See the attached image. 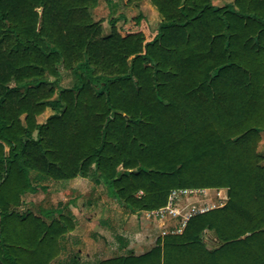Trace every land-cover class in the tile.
I'll return each instance as SVG.
<instances>
[{
	"label": "trees",
	"instance_id": "1",
	"mask_svg": "<svg viewBox=\"0 0 264 264\" xmlns=\"http://www.w3.org/2000/svg\"><path fill=\"white\" fill-rule=\"evenodd\" d=\"M100 1L0 0V264L62 254L71 216L32 212L23 197L77 178L130 214L173 190L228 195L181 235L157 230L147 253L98 264H264V0H125L156 10L150 41L122 35L117 19L105 33ZM61 70L76 88H60ZM50 104L59 111L38 124Z\"/></svg>",
	"mask_w": 264,
	"mask_h": 264
},
{
	"label": "rangeland",
	"instance_id": "2",
	"mask_svg": "<svg viewBox=\"0 0 264 264\" xmlns=\"http://www.w3.org/2000/svg\"><path fill=\"white\" fill-rule=\"evenodd\" d=\"M210 2L222 6L231 0ZM124 4L125 0H114L111 3L102 0L92 12V17L95 21L102 22L105 33L109 32L108 21L117 19L115 25L122 35L140 31L146 41L152 40L160 22L156 10L148 3H144L139 9L128 8ZM78 83L76 74L61 70L60 88H76ZM58 111L59 106L48 105L46 111L37 118V123H43L48 116ZM45 186L44 189L38 188L36 193L24 195L28 209L36 212L37 208H64L63 213L70 215L75 224L72 235H66L63 241L62 254L53 264H64L68 256L78 255L77 252L82 262L90 263L91 261H86L88 257L124 256L130 253L139 256L156 246V224L147 219L144 212L130 214L95 180L77 178L71 182H48ZM117 237L126 240V249H117L120 247ZM204 242L208 248L214 245L213 236L208 231L204 234Z\"/></svg>",
	"mask_w": 264,
	"mask_h": 264
},
{
	"label": "built area",
	"instance_id": "3",
	"mask_svg": "<svg viewBox=\"0 0 264 264\" xmlns=\"http://www.w3.org/2000/svg\"><path fill=\"white\" fill-rule=\"evenodd\" d=\"M227 202L224 189L173 190L164 206L144 215L156 224L160 236H177L183 233L190 219L222 208Z\"/></svg>",
	"mask_w": 264,
	"mask_h": 264
},
{
	"label": "crops",
	"instance_id": "4",
	"mask_svg": "<svg viewBox=\"0 0 264 264\" xmlns=\"http://www.w3.org/2000/svg\"><path fill=\"white\" fill-rule=\"evenodd\" d=\"M264 149V138H263V140H262V142H261V146H260V152H262V153H264L263 151V149ZM68 235H72V232L71 233H69ZM127 246H128V243H127ZM127 246L125 247V248H123V249H120V247L119 248H117L118 250H124V249H126L127 248ZM78 253V255H73V256H68L67 257V260H65L64 261V264H67V263H70L71 262V259L73 258V257H75L76 258V260H78V262H79V264H98L100 261H103V260H108V259H111V258H116V257H120V256H111V257H101L100 258V256H94V258H90V257H88V258H86V259H88V260H86V261H91L90 263H88V262H82V259L81 258H79L78 256H80V254H79V252H77ZM122 256V255H121ZM135 257H139V256H135ZM66 258V257H65ZM64 259V258H63Z\"/></svg>",
	"mask_w": 264,
	"mask_h": 264
}]
</instances>
